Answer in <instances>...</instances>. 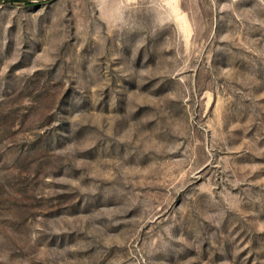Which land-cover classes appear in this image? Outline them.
Wrapping results in <instances>:
<instances>
[{
  "label": "rangeland",
  "instance_id": "rangeland-1",
  "mask_svg": "<svg viewBox=\"0 0 264 264\" xmlns=\"http://www.w3.org/2000/svg\"><path fill=\"white\" fill-rule=\"evenodd\" d=\"M0 264H264V0L0 4Z\"/></svg>",
  "mask_w": 264,
  "mask_h": 264
},
{
  "label": "water",
  "instance_id": "water-1",
  "mask_svg": "<svg viewBox=\"0 0 264 264\" xmlns=\"http://www.w3.org/2000/svg\"><path fill=\"white\" fill-rule=\"evenodd\" d=\"M11 1L40 2L43 0H0V4L6 3V2H11Z\"/></svg>",
  "mask_w": 264,
  "mask_h": 264
}]
</instances>
